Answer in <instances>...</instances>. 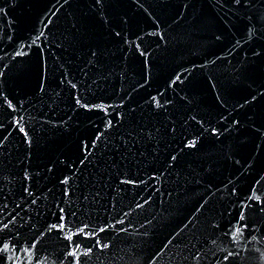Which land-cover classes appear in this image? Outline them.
<instances>
[{"label":"water","instance_id":"obj_1","mask_svg":"<svg viewBox=\"0 0 264 264\" xmlns=\"http://www.w3.org/2000/svg\"><path fill=\"white\" fill-rule=\"evenodd\" d=\"M62 4L0 0V264H69L85 224L83 264H264V0Z\"/></svg>","mask_w":264,"mask_h":264},{"label":"snow or ice","instance_id":"obj_2","mask_svg":"<svg viewBox=\"0 0 264 264\" xmlns=\"http://www.w3.org/2000/svg\"><path fill=\"white\" fill-rule=\"evenodd\" d=\"M216 2L218 4H220L221 7H223V4H224V0H216ZM250 2V0H231V3L237 8V10H239L241 7H244L246 5V3ZM69 3V0H63V4L61 5V7H63V5H66ZM95 3L97 5H100L101 6V10H102V6H103V0H95ZM137 3H139V0H137ZM141 7H143V5L141 4ZM0 11H4V9L0 8ZM102 19L105 20V23H107V19L102 17ZM73 27H75V25H73ZM116 36H120L121 33L120 32H116L115 33ZM253 33L250 31L249 32V36H252ZM217 39H219V37H217ZM262 52H264V50H262ZM17 55H19V53H17ZM91 55L94 57L96 56V52H92ZM141 55H143V53H141ZM256 55H261V52H257ZM179 79V78H177ZM143 87V85H141ZM72 87H76L75 84L72 85ZM163 95V94H161ZM259 95L261 96H264V92H260ZM5 100H7V97L4 98ZM253 100H255V97H253ZM155 101V107L156 109H164L165 108V105L163 103H161L159 100H157L156 96H152L151 99L148 101L149 105H152V102ZM77 103H80V100L79 98H77ZM7 106L9 108H12V102L11 101H7ZM83 107L85 109L88 108V105L85 104L83 105ZM243 107V105H242ZM15 109H13L14 111ZM121 119H123V116L121 117ZM193 119H195V117H193ZM237 124H239V121L236 122ZM111 126V122H109V127ZM0 127H2V125H0ZM17 127H18V130L20 133L23 134V136L25 138L28 137V133L27 131L25 130V128L23 127H20L19 126V123H17ZM171 131L173 133L176 132V128L175 127H171ZM215 134V133H214ZM149 137H151V132L148 133ZM96 139H99V137H97ZM28 143L30 144L31 141L29 140ZM85 148L88 147L87 144H84L83 145ZM185 147L187 148H192V149H195L197 148V142L195 140H192V139H186V142L184 144ZM173 160L176 159L175 156L172 157ZM63 183H68L67 180H64ZM127 183H135L134 181H127ZM253 192L255 190H252ZM250 200H254L258 205H259V210L261 211H264V200H262L259 196L257 195H253V196H250L249 197ZM245 207V210H246V206ZM239 218L241 221H245L246 220V214H245V211H242L240 214H239ZM120 223H123V221H120ZM13 224V221L12 220H8L7 222H4L3 220H0V260H4V261H11L12 259H14V257L12 256H9L8 255V250H9V243L6 242V234L7 232L10 231V225ZM248 225L245 224V227H247ZM66 225H57V224H53L51 225V228L57 232H63L64 229H65ZM88 225L85 224L83 225L80 230L75 233V235L77 236H82L83 237V240L80 241L79 244H75V247H76V251H69L67 246L65 248V251L67 253V255L69 257H71V260L69 261V264H83V258H86V257H89L91 255H93L94 253V250L95 249H99L101 252L104 251V249L106 247H110V245H106V244H103L101 241H98L96 240L95 238V235L93 234L95 230H93V233H90L88 231ZM100 232H105L107 231V229L105 228H100L99 229ZM239 231V229L237 230ZM65 240H69V241H72L73 240V237L72 236H64L63 237ZM92 240V244L91 245H86L84 244V241L86 240ZM234 239V237H233ZM84 244V247H85V251L83 253H80L78 255V252H79V249L81 247V245ZM29 247H35V244H30ZM25 251H27V249H25ZM224 260L226 261H229V264H236V257L233 256V253L232 252H228L227 255H225L223 257Z\"/></svg>","mask_w":264,"mask_h":264}]
</instances>
